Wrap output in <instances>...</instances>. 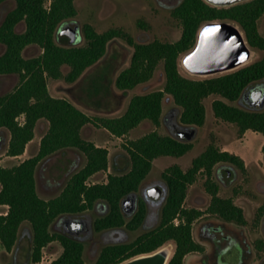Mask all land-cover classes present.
<instances>
[{"label": "trees", "instance_id": "obj_1", "mask_svg": "<svg viewBox=\"0 0 264 264\" xmlns=\"http://www.w3.org/2000/svg\"><path fill=\"white\" fill-rule=\"evenodd\" d=\"M4 1L0 0V4ZM12 1L14 7L0 23V44L4 45L0 54V75L19 76V83L12 91L0 94V131H8L10 135L6 154L18 156L24 153L39 119L47 120L48 128L35 155L9 167L0 164V205L7 206V211L0 213V244L6 250L12 249L21 226L28 223L31 262L38 261L42 248L57 239L63 250L50 264H84L83 244L52 231L53 221L63 214L91 209L97 200H101L109 204L110 210L95 220L97 230L123 224L136 228L143 218V207L126 222L120 210V200L137 189L151 170L155 158L180 157L193 146L190 140L152 130L123 143L128 155L127 171L109 173L104 182L88 183L93 174L107 170L108 150L82 136L81 129L86 124L103 127L117 137L126 135L144 120L159 125L163 100L169 95L178 107L179 123L196 128L205 120L204 100L216 95L218 97L211 102L215 117L235 123L241 134L250 129L260 132L264 138V108H246L238 102L249 85L264 80V55L231 72L204 78L187 76L178 65L180 55L194 45L199 26L212 19L236 22L249 45L264 49V36L257 24L264 13V0H246L225 7L213 6L204 0H181L172 10L181 25V35L175 41L153 39L135 42L121 28L97 32L92 25L84 23L79 27L84 44L64 43L66 35L58 32L64 22L75 17V0H50L48 5L46 0ZM20 22L24 23L23 31L16 29ZM115 38L125 39L133 47L128 66L115 78L116 87L129 90L149 81L158 63L163 61L165 83L162 89L133 95L119 116H90L65 97L49 93L48 77L76 81L103 57L108 43ZM29 45L39 46L41 53L25 57L23 51ZM63 66L68 67L65 74ZM65 149H77L83 153L85 164L71 174L56 196L44 199L37 192V165L43 158ZM217 163L245 171L244 161L239 155L214 143L208 144L195 156L185 170L177 163L169 165L163 171L169 184V195L162 208L159 225L131 242L104 246L93 264H119L169 242L174 247L167 264H184L187 254L204 250L203 244L193 238L194 220L206 213L245 225L242 207L232 197L218 195L219 186L212 179V169ZM199 174L205 176V187L211 195L205 210L184 206L188 186ZM263 209L264 206L260 210ZM176 216L178 224L173 222Z\"/></svg>", "mask_w": 264, "mask_h": 264}, {"label": "rangeland", "instance_id": "obj_2", "mask_svg": "<svg viewBox=\"0 0 264 264\" xmlns=\"http://www.w3.org/2000/svg\"><path fill=\"white\" fill-rule=\"evenodd\" d=\"M180 1L75 0L77 13L72 20L79 27L88 23L97 32L121 28L130 34L135 42L153 39L175 41L181 35V25L172 10ZM49 2L50 0H46V5ZM13 7L12 0H6L0 4V23ZM257 24L261 35L264 36V13L258 18ZM24 27V23L20 22L16 29L23 31ZM63 39L64 43H68V36H64ZM84 43L85 40L79 28L73 44ZM254 49V56L247 64L264 55V49ZM132 50V45L125 39L111 40L103 57L86 69L76 81L68 82L64 77L58 79L48 77L49 93L55 97H65L87 113L90 111V116L121 115L133 95L162 89L165 83L163 61H160L149 81L129 90L117 88L115 78L123 68L128 66ZM3 51L4 45L0 44V54ZM40 53L41 48L37 45H29L23 51L25 57ZM62 71L65 74L68 67L63 66ZM180 71L190 76L182 68ZM18 83L17 74L0 75V94L12 91ZM217 97L211 95L204 100L205 120L201 126L196 127L195 134L190 139L192 148L180 157L168 155L155 158L149 177H160L164 167L175 162L182 168H187L192 158L201 153L210 143L239 155L244 161L245 171L220 165L214 170L213 177L219 186L218 195L232 197L235 203L242 207L246 224L239 225L224 221L216 215L205 213L195 220L192 226L193 237L203 244L204 250L187 254L184 264H264V209L260 210L264 206V138L260 132L250 129L241 134L235 123L215 117L211 102ZM239 104L243 106L244 102ZM172 111L178 121V107L173 98L166 95L163 100L161 118L166 114L172 117ZM47 126L48 123L45 120L37 125L34 133L36 141L30 143L20 157L6 154L10 135L8 131H0V164L9 167L18 164L24 158L35 155L39 148L40 135L46 131ZM83 127L84 138L108 150L107 170L93 174L88 179V183L104 182L109 173H123L128 170V155L123 147V143L127 140L136 139L152 130L163 134L171 133L162 119L159 125L144 120L121 137L114 136L107 129L91 123ZM85 160L84 154L77 149L57 151L43 158L35 172L38 194L43 198L57 195L71 174L85 164ZM210 198V193L205 187V176L199 174L188 188L184 205L205 210ZM5 211H7L6 205L0 207V213ZM111 237L117 238L115 234ZM30 245V226L28 223H23L18 239L11 250H6L0 244V264H36L30 261ZM96 249L97 246L94 243L85 248L84 264H92ZM61 251L62 246L57 241L46 245L42 252V264H47L56 258Z\"/></svg>", "mask_w": 264, "mask_h": 264}, {"label": "water", "instance_id": "obj_3", "mask_svg": "<svg viewBox=\"0 0 264 264\" xmlns=\"http://www.w3.org/2000/svg\"><path fill=\"white\" fill-rule=\"evenodd\" d=\"M218 7L231 6L246 0H204ZM210 31L205 32V29ZM79 25L66 24L58 28L60 35L68 36V43L73 44L77 37ZM255 49L249 45L241 27L234 21L212 19L204 21L196 32L194 45L178 59V65L192 77H210L236 70L254 56ZM250 104L264 108V80L251 85L242 93ZM177 137L191 139L195 129L178 126ZM133 195L129 194L123 201V209L132 204ZM132 207V206H131ZM133 206L129 211H133ZM170 250L162 247L156 251L128 259L121 264H167Z\"/></svg>", "mask_w": 264, "mask_h": 264}, {"label": "flooded vegetation", "instance_id": "obj_4", "mask_svg": "<svg viewBox=\"0 0 264 264\" xmlns=\"http://www.w3.org/2000/svg\"><path fill=\"white\" fill-rule=\"evenodd\" d=\"M66 24L75 25L77 23L74 20H70V21L64 22L61 26L66 25ZM261 81H263V80H261ZM258 82H260V81H258ZM253 84H255V83H253ZM253 84H251V85H253ZM251 85H249L243 92H245ZM238 102H244L243 107L252 108V109H259V106L250 104L249 102H247L243 98V96L240 98V100ZM172 113H173L172 114L173 116L172 117L170 116L171 119H170L169 115H167V114L164 115L161 119H162V122L165 124L166 128H168V130H170L171 133H169V134L177 137L176 129L178 126H181V124L179 123V121L176 120L175 113L173 111H172ZM194 129L196 130V128H194ZM177 138H179V137H177ZM179 139H181V138H179ZM183 140H190V139L183 138ZM172 164H174V163H172ZM172 164H169V165H172ZM190 164H191V162H190ZM169 165H167L166 167H168ZM220 165H222V166L226 165V166L233 167V166L225 164V163L215 164L213 169H212V179L214 181H215V179L213 177L214 170L217 167H220ZM152 166H153V164H152ZM166 167H164V169ZM187 168H185V169H187ZM151 169H152V167H151ZM164 169L162 170L161 175L158 178H155V177L150 178L149 177V175H150L149 173L151 171L150 170L148 172V174L145 176V178L139 183L137 189L135 191H132L129 193V194L133 195V199H132V204L130 205V207H129V205L127 206V210L123 209L122 201L129 194H127L125 197H123L120 200V210H121L123 217L126 220V222L131 220L137 214V212L140 210V208L143 207L144 215H143V218H142L140 224L136 228L131 229V228H128L126 226V224H123L121 226H115V227H111V228L97 230L95 228V225H94L95 220L97 218H100V217L107 215L109 210H110L108 203L101 201V200H97L93 204L91 209H87V210L79 212V213L63 214V215L58 216L53 221V223L51 224V230L54 232L62 233L64 235H67V236L81 242L84 246V248H83V259H84V254H85V248L87 246L92 245L93 243L96 244L97 249H96L95 259L92 262V264H93L94 261L97 259L101 249L104 246L109 245V244H121V243L131 242L134 239H136L140 234L151 231L159 225L160 220H161V211H162V208H163L164 204L166 203L168 195H169V184L163 175ZM182 169L185 170L184 168H182ZM189 186H188V188H189ZM187 191H188V189H187ZM186 195H187V193H186ZM52 197H54V196H52ZM49 198H51V197L44 198V199H49ZM185 198H186V196H185ZM184 202H185V199H184ZM131 206L132 207L135 206V209L133 211H129V209L132 208ZM187 208H191V207H187ZM173 222L175 224H178V222H179L178 216H176L173 219ZM112 234H115L117 238H112L111 237ZM53 241H57L60 243V241L57 239H55ZM53 241H51V242H53ZM60 245H61V243H60ZM44 247L42 248V252H43ZM162 247H167L170 250V256H171L172 251H173V247H174L173 243L169 242V243L161 246L160 248H162ZM160 248H158V249H160ZM158 249H156V250H158ZM62 250H63V247H62ZM156 250H154V251H156ZM144 254H147V253H144ZM140 255H143V254H140ZM137 256H139V255L133 256L131 258H134ZM56 258H54V259H56ZM131 258H129V259H131ZM54 259H52L47 264H50ZM35 263L36 264H42L43 263L42 254H41V258L38 261H36ZM121 263H119V264H121Z\"/></svg>", "mask_w": 264, "mask_h": 264}, {"label": "crops", "instance_id": "obj_5", "mask_svg": "<svg viewBox=\"0 0 264 264\" xmlns=\"http://www.w3.org/2000/svg\"><path fill=\"white\" fill-rule=\"evenodd\" d=\"M85 112V111H84ZM85 113H87V112H85ZM87 114H90V111L87 113ZM43 120H45V119H39L38 121H37V123H36V125H35V128H34V133H35V130H36V128H37V125L41 122V121H43ZM45 121H47V120H45ZM47 123H48V121H47ZM47 128H48V126H47ZM47 128H46V130H47ZM84 128V127H83ZM83 128L81 129V133H82V131H83ZM46 131H44V133H45ZM44 133L42 134V135H40V140H41V138H42V136L44 135ZM35 136V135H34ZM34 136H33V138L26 144V147H25V151L27 150V148H28V146L30 145V143H32L33 141H36L35 140V138H34ZM40 140H39V143H40ZM38 146H39V144H38ZM24 151V152H25ZM24 154V153H23ZM23 154H21V155H18L19 157L20 156H22ZM12 157H16V156H12ZM25 159V158H24ZM4 205H0V207H3ZM6 212V211H5ZM5 212H3V213H5Z\"/></svg>", "mask_w": 264, "mask_h": 264}, {"label": "snow or ice", "instance_id": "obj_6", "mask_svg": "<svg viewBox=\"0 0 264 264\" xmlns=\"http://www.w3.org/2000/svg\"><path fill=\"white\" fill-rule=\"evenodd\" d=\"M208 31H210V30L206 28V29H205V32H208Z\"/></svg>", "mask_w": 264, "mask_h": 264}]
</instances>
